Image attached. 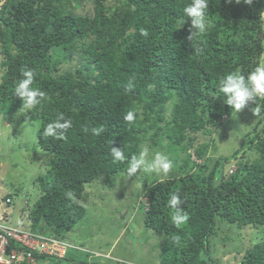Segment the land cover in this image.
<instances>
[{
	"label": "trees",
	"instance_id": "1",
	"mask_svg": "<svg viewBox=\"0 0 264 264\" xmlns=\"http://www.w3.org/2000/svg\"><path fill=\"white\" fill-rule=\"evenodd\" d=\"M5 1L0 12V115L39 122L37 147L52 155L34 181L40 196L25 231L65 239L85 214L83 200L71 202L65 193L72 191L78 200L86 185L100 177L124 174L127 165L112 162V146L131 157L150 141L151 146L166 144L167 154L180 151L175 170L166 178L150 177L142 194L145 228L165 237L160 264H220L211 257L218 245L214 238L230 241L246 227L254 230V246L240 264H264V110L254 115L259 120L241 148L216 159L211 170L209 145L194 143L198 131L211 134L223 115L232 114L221 100L219 80L236 69L247 76L262 55L264 0L251 5L210 0L211 26L199 41L187 39L191 25L183 8L191 0H112L110 7L108 0ZM83 1L92 3L90 13L76 12ZM141 29H147L148 37L141 36ZM25 66L35 69L36 86L48 96L28 114L19 111L22 101L12 95ZM247 105L252 112L257 106ZM130 110L137 118L128 124L123 116ZM58 113L73 120L67 142L42 135ZM99 126L105 129L99 137L82 131ZM244 151L235 171L225 177L224 166ZM175 192L190 217L179 229L166 206ZM99 259L94 264H103Z\"/></svg>",
	"mask_w": 264,
	"mask_h": 264
},
{
	"label": "rangeland",
	"instance_id": "2",
	"mask_svg": "<svg viewBox=\"0 0 264 264\" xmlns=\"http://www.w3.org/2000/svg\"><path fill=\"white\" fill-rule=\"evenodd\" d=\"M112 2L108 0L106 6H112ZM4 5L6 1L0 0V12ZM80 5L77 13L91 12L90 1H83ZM262 45L264 54V39ZM258 120L246 105L237 116L223 115L221 124L211 128V134L206 135L198 131L194 135L195 147L205 143L209 145L208 170L214 167V162L219 157L230 156L240 149L244 137L252 132ZM38 128L39 122H23L18 116L9 119L0 115V197L9 196L12 200L11 205L7 207L0 205V211L5 210L8 213L4 219L10 226L23 224L20 226L22 229L26 224L29 226V212L40 196L34 181L46 171L47 163L52 157L50 153L37 147ZM258 130L260 131L259 128ZM143 147L149 149V158L157 151L167 155L174 164L171 172L175 170L179 150L171 149L167 154L166 144L164 147L151 146L150 141ZM190 152L193 153L194 149ZM243 154L245 151L240 152L236 159L224 166L225 177L235 171ZM191 158L195 163H199L195 154H192ZM141 177L130 179L123 174L109 178L102 176L86 185L82 197L78 199L83 200L84 217L77 221L73 229L65 234V239H62L74 245L76 251H72L70 260L42 258L37 264H94L99 258L103 259V264H160V248L165 237L145 228L143 215L147 206L142 194L150 177H162L155 174ZM253 233V229L246 227L239 233H233L230 241L221 243L214 238L212 243L217 242L218 245L211 250L212 259L220 264H240V261L245 260L246 252L253 249ZM258 233L259 230H256L255 234L259 235ZM212 247L210 243L209 249ZM94 253L100 257H90ZM107 260L110 261L106 262Z\"/></svg>",
	"mask_w": 264,
	"mask_h": 264
},
{
	"label": "clouds",
	"instance_id": "3",
	"mask_svg": "<svg viewBox=\"0 0 264 264\" xmlns=\"http://www.w3.org/2000/svg\"><path fill=\"white\" fill-rule=\"evenodd\" d=\"M232 3V0H227ZM251 5L253 0H235L236 4ZM210 0H191L183 8V16L190 19V28L188 40L199 41L209 30L211 21L209 20L208 8ZM184 23V21H183ZM140 34L148 37L147 29H141ZM199 51V49H197ZM4 74V70H0V77ZM36 71L33 68L25 66L21 69L20 78L16 81L12 95L22 101L19 111L28 114L36 110L47 99V93L40 87L36 86ZM219 92L222 94V102L231 109V113L236 115L246 107L249 102L257 105L254 109V115H259L264 110V54L258 59L254 69L245 76L239 69L226 73L219 80ZM257 101L262 103L257 104ZM136 112L127 111L123 116V120L131 124L136 120ZM73 127V120L66 117L64 113H58L55 119L51 120L43 129L44 137L52 138L54 141L67 142L68 132ZM83 132L89 131L95 137L101 136L105 129L103 126L93 127L89 129L84 127ZM110 155L114 164L126 163L127 178L134 177L138 173L143 175L155 174L158 177L166 178L173 170V161L162 152H155L149 158V149L143 147L138 154L131 157L125 155L122 147H111ZM67 200L80 203L72 191L65 193ZM184 201L181 199L179 192L171 193L167 201V208L170 210V219L172 225L179 229L187 224L190 217L182 207Z\"/></svg>",
	"mask_w": 264,
	"mask_h": 264
},
{
	"label": "built area",
	"instance_id": "4",
	"mask_svg": "<svg viewBox=\"0 0 264 264\" xmlns=\"http://www.w3.org/2000/svg\"><path fill=\"white\" fill-rule=\"evenodd\" d=\"M0 205H11L9 196L0 197ZM5 210L0 211V264H37L38 256L63 258L67 254V244L60 240L31 234L20 225L10 226L5 220Z\"/></svg>",
	"mask_w": 264,
	"mask_h": 264
},
{
	"label": "bare ground",
	"instance_id": "5",
	"mask_svg": "<svg viewBox=\"0 0 264 264\" xmlns=\"http://www.w3.org/2000/svg\"><path fill=\"white\" fill-rule=\"evenodd\" d=\"M146 206H147V204L146 203H144ZM27 218V217H26ZM28 219V218H27ZM25 230V229H24ZM29 233H31V232H29ZM43 232H37V233H31V234H35V235H40V236H44V237H46V234L44 233V234H42ZM47 238V237H46ZM58 242H61V243H65V244H67V254L63 257V258H52V259H55L56 261H63L66 257H67V255H69V253H72L71 252V249L72 248H74L75 246L74 245H71L70 243H68L67 241H63V240H60V241H58ZM47 256H44V255H41V256H38V258L39 259H42V258H46ZM92 257H98V255L97 254H94V255H92Z\"/></svg>",
	"mask_w": 264,
	"mask_h": 264
}]
</instances>
